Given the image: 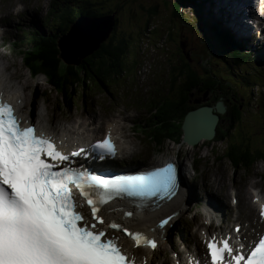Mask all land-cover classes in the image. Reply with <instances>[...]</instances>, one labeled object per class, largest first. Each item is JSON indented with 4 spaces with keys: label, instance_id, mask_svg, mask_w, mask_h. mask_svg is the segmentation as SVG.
<instances>
[{
    "label": "rangeland",
    "instance_id": "1",
    "mask_svg": "<svg viewBox=\"0 0 264 264\" xmlns=\"http://www.w3.org/2000/svg\"><path fill=\"white\" fill-rule=\"evenodd\" d=\"M41 1L0 0V53L4 57L5 63H7L8 71L18 73V79L28 88L24 89L22 93L26 95L27 107L30 113H36L38 108L44 109L46 117L52 125H55V123L66 125L64 121L69 119L70 122L96 120L98 126H100V130L97 131L98 136H101L104 131V122L111 117L120 115L123 118H127V120L134 121L139 113L145 112V102L150 103L152 97L158 99V97L167 95L172 69L176 72L175 69L184 60V54L179 46V42L182 41V44L185 45L184 51L189 53L188 56L191 59L193 69L201 74L204 71L203 67H208L209 70L211 69V73L214 71L219 75L221 74L225 81L219 77H216V79L221 80L225 93L231 91L235 94V99H232L231 96L225 98V104L230 99L234 106L241 100L242 119L235 125L232 138L241 139L243 135L244 138L250 141L252 149L264 147V107L261 102L262 100L264 103V61L262 63L257 62L254 59V55L250 54L249 61L241 67H237L232 63L229 53H225V58H222L219 50L214 49V46L217 47L218 41L209 26L211 22L204 24L196 20L200 16L198 15L199 6L191 8L192 10L190 7H184L180 16L177 17L171 14L173 1L165 0L169 3L170 8L168 11L161 0H76L79 1L77 4L82 6L93 4L91 7L96 11L105 13L111 9L115 10L114 15L117 16L115 36L117 40L124 39L130 46L126 56L124 76L119 78L121 85L116 90L112 88V81H109L111 84L110 94L94 86H92V89L95 91L89 90L84 91V93H82L81 88H78V92L72 98L75 99L78 93L80 96L84 94V97L78 98L79 104L77 106L70 102L69 107H66L65 103L68 102L66 98L55 94L42 76L32 78L29 75L16 53V46L14 48L12 46L13 40L22 38L24 32L29 33L23 27H26L32 17L35 20L31 23L39 29L44 24L46 28L52 30V27H58L57 22H60L61 25L64 23L62 17L56 16L52 8L57 3L58 9L60 0H46V8H40ZM243 1L250 2L251 0ZM154 5L160 7L161 12L149 19V9ZM203 7L205 8L204 5ZM200 14L207 20L203 12H200ZM69 18L71 17L67 19L69 20ZM146 20L149 22V27L140 35V25ZM155 25L160 31L159 34L153 28ZM17 27L20 30H17ZM15 43L18 44L19 41ZM248 44L253 51L257 47V45L253 47L249 42ZM70 47L63 46L64 50H68ZM204 58L207 59V62L203 66L201 65V60ZM248 69L250 74L247 73ZM260 69H262L263 73L260 72ZM177 82L186 83L184 77L177 79ZM177 82L173 86V94L178 90L179 84ZM113 93L117 96H114ZM201 94L202 92L194 89L191 91L190 97H200ZM110 95H112L111 98L114 101L109 104ZM217 95L219 94L208 92L206 96L204 92L203 99L211 103ZM203 99H200V101H203ZM150 104L152 106L156 105L154 102ZM113 109L115 110L114 112H112ZM152 112H156L154 107H152ZM122 122L123 126L126 125L128 127L130 125V123ZM230 124L231 117L227 121L223 120L219 126L223 129H228ZM136 132L143 147L141 148L138 139H133L132 142L141 149H137L132 157H128L124 161L125 165H134L136 162L149 165L172 157L181 166H186L184 171L182 168L180 169L182 171L180 178L185 180V185L189 187L190 205L183 211L176 222L174 221L172 228L164 237V241L171 237L176 245L182 247V244L189 243L187 235L191 236L193 232L198 235V228L195 227L196 223L205 225L209 222V220L204 218V205H209L213 208L216 201L224 202L228 206L227 210L223 206L213 209L222 210L223 213L230 215L231 185L236 192L237 189H240L245 195L250 186L249 197L252 195V188H259L264 192V161L257 162V166L254 168L249 166L248 169L242 167L241 169L238 167V169L222 158L225 142L209 140L207 141L208 143H204L202 140L193 148L188 146V149L185 142L174 143L167 141L164 144L165 146L157 149L147 144L149 141H147L143 132ZM221 177L224 179L219 180ZM209 178H211L210 181ZM209 193L215 196L211 198ZM196 195H202L201 197L206 201L199 202ZM238 195L237 193L239 201L238 211L241 217H247L248 213L242 207L240 200V197L243 198V196L240 194L241 196L239 197ZM206 207L209 208L208 206ZM212 208H209L211 213H213ZM235 215L236 211H234L231 218L234 219ZM231 220L225 223L213 220L212 226H218L221 223L227 226L228 223L227 227L231 228ZM246 224L247 222L243 220L242 228ZM186 226H188L187 229L185 228ZM189 228H191V231ZM248 231H252V229ZM176 235L179 236L176 237ZM139 250L141 251L142 249ZM169 252V249L158 248L154 254L153 264H166L164 260L171 255Z\"/></svg>",
    "mask_w": 264,
    "mask_h": 264
},
{
    "label": "snow or ice",
    "instance_id": "2",
    "mask_svg": "<svg viewBox=\"0 0 264 264\" xmlns=\"http://www.w3.org/2000/svg\"><path fill=\"white\" fill-rule=\"evenodd\" d=\"M87 151L65 153L43 130L22 126L15 107L0 93V264H136L118 238L97 228L104 223L101 207L118 197L171 198L178 187L177 167L168 162L145 173L104 178L72 166V158ZM90 151L100 159L115 156L111 131L90 145ZM73 189L86 202L91 219L81 211L85 205L77 202ZM260 216L264 218V203ZM108 227L122 231L135 247L157 248V242L142 233L116 222ZM206 243L210 264H264V235L247 251L243 244L233 249L228 239L218 241L215 236Z\"/></svg>",
    "mask_w": 264,
    "mask_h": 264
},
{
    "label": "trees",
    "instance_id": "3",
    "mask_svg": "<svg viewBox=\"0 0 264 264\" xmlns=\"http://www.w3.org/2000/svg\"><path fill=\"white\" fill-rule=\"evenodd\" d=\"M78 2L79 1L76 0H60L58 9L57 3L53 6L56 16L62 17V20L64 21L62 25L60 22H57L58 27H52V30L43 25L42 32H37V30L33 32L34 29L30 28L27 29L30 31L29 33L24 32L22 38L12 41V46L13 48L16 46V53L20 57V60L25 69H27L29 75L32 78L42 76L55 94H59L66 98L68 101L65 103L66 107H69L70 102H73V104L77 106L79 104L78 98L80 99L84 97V94H81L80 96L78 93L75 99L72 98V96L78 92V88H81L82 93H84V91L92 90V86H94L103 89L110 94L109 91L111 90V84L109 81H112V88L113 90H116V88L121 85L119 78L124 76L126 56L128 54V47L130 46V44L127 41H124V39L117 40L115 36L117 16H114V27L110 31L108 37L100 43L98 48L71 62L60 57V51L62 49L59 40L65 35L69 28V21H74V19L79 16L97 17L104 13L102 11L93 10L91 7L93 4H85L82 6L78 5ZM161 2L165 4L164 7L169 11V3L165 0H161ZM172 6L173 9L171 10V14L178 17L184 7L193 8L199 6V2L198 0H176L175 3H172ZM71 12H74V15H71ZM114 12L115 10H108L105 14H114ZM160 12V7L157 5L152 6L148 12L149 19L152 18V16L160 14ZM66 17L71 18L68 20ZM34 20L33 17L31 21ZM196 20L204 24L209 23V20H205L202 15L198 16ZM148 25L149 22L147 20L140 25V35L147 27H149ZM194 26L198 28L195 24ZM211 26L215 35H218L219 37V45H217V47L214 46V49L219 50L222 58H225V53H229L232 63L237 67L246 64L250 59V54L254 55V59L257 62H260V59H263L264 61V55L262 54L264 47L262 45L259 44L254 51H250L251 47L248 44V41L241 40L234 44L230 32H227V38L224 39L219 34L220 32L216 29L215 24H212ZM153 28L155 32L159 34L160 31L158 30L157 25ZM16 41H19V43L16 44ZM180 48L184 54V60L175 69L176 72L172 69V76L169 80L170 85L167 95L165 94L163 97H158V99L152 97L150 103L154 102L156 105H150L151 108L154 107L156 109V112H152L148 117H142L139 123H136V128L143 132L149 139V143L147 144L157 149H161L165 146L164 144L167 141L181 143V123L183 118L189 110L199 106V104H196L195 100H199L200 98L190 97V93L194 89L202 92L201 96H203V93L206 90H209L211 93H218L219 95L216 96L215 100L209 104L215 103L220 98H222L223 101H226L225 98H228V96H231L232 99L236 98L231 91L225 93V89L222 87L221 82V80H225L221 74L220 77L222 79L218 80L208 67H203L204 71L201 74L195 71L191 67L192 64L190 61L185 57L186 51L183 52L184 49L182 47ZM206 62L207 59L206 61L201 60V65H206ZM247 73L250 74L249 70H247ZM181 77H184L186 83L181 82L180 84V82H177V79ZM175 82L180 84V86L178 85L177 92L173 94L172 91ZM111 97L112 95H110L109 104L114 101ZM227 101V112L225 114L227 115V118H225L224 115H219V124L223 120H229L231 117L230 128L223 129L218 125L216 128V136L212 141L225 142L222 158L230 162L232 166L237 168L240 167V169L241 167L248 169L249 166L254 168V166H252L253 164H256L259 161H264V148L252 149L250 147V141H248L247 138H244L243 135L241 139L232 138L235 125L242 119V102L240 100L233 106L230 99ZM261 102L264 107L262 100Z\"/></svg>",
    "mask_w": 264,
    "mask_h": 264
},
{
    "label": "bare ground",
    "instance_id": "4",
    "mask_svg": "<svg viewBox=\"0 0 264 264\" xmlns=\"http://www.w3.org/2000/svg\"><path fill=\"white\" fill-rule=\"evenodd\" d=\"M198 2H199V13H198V15L201 16L200 12L204 13L206 10L203 7V1L200 2L198 0ZM240 3H241V0H240ZM81 8H83V7H81ZM251 9L253 11L255 10L253 7H251ZM111 10H113V9H111ZM104 15H105V13H103L99 16L103 17ZM109 15L113 16V21H114L115 15L113 13H110ZM213 16L216 20H220L219 14H213ZM238 17L240 19L244 18V17H241L239 15H238ZM235 29H238V27H236ZM84 37H88V36H84ZM206 39L211 40L210 38H206ZM72 41H73V43L71 44L70 49H68V50L62 49L63 51H66V54L63 55V58L68 62L74 61L76 58L80 57L81 54L86 52V50L91 47V40H89V39H80L77 41H74V40H72ZM183 52H184V50H183ZM203 60L206 61V58H204ZM262 62H263V60L260 59V63H262ZM191 67L193 68V66H191ZM260 72L263 73L262 69H260ZM212 74H214L216 77H219L220 79H222L220 77V75L217 74L216 72L213 71ZM238 85H240V84H238ZM24 89H28V88H26V85H24L18 79V73H11L10 71H8L7 63H5L4 57L0 53V90L8 98H19L22 101V105H19V112L21 113V115L25 114L26 103H27L26 95H23V93H22L24 91ZM92 90H94V89H92ZM113 95L117 96L115 93H113ZM44 111L42 109L37 110L35 115L33 116V120L37 121L39 123L42 130H48L49 127L51 126V132L55 135H58V137L61 140L66 142L68 144L69 148L73 146V142L78 141V140L93 141L95 139L100 138L98 136L99 134L94 133V131H96V127L98 126V122H96V120H93L92 122H89L88 124H85L84 122L74 121V122L67 123L66 125L56 124V123H55V125H51L50 121L47 119L46 113ZM221 115L223 116L224 114H221ZM224 117L227 118V115H224ZM119 121H120L119 118L106 121V123H105L106 128L105 129H111L112 130L113 134L115 135V137L117 138V140L120 144V153L122 154L123 151H124V153H126L128 151L127 148H130L131 143L129 145L128 142H124V146H122V144L120 143V138H122L124 136L121 135V128L119 127ZM90 126H94L93 132L87 130L86 127H90ZM104 132H103V134H104ZM146 139H147V141H149V139L147 137H146ZM186 146L189 149L188 146L193 148L195 145L193 146V145H189L186 143ZM263 148L264 147H262L261 149H263ZM163 161L164 160L153 163V164H149L145 167H149V166L156 165V164H161ZM105 163L111 164V162H109V161H105ZM252 166L256 167L257 165L253 164ZM124 167H125V164L123 162H119L116 164V168L114 170L119 171L120 169H124ZM177 167L179 170L182 168L183 171L186 169V166H184V165L181 166L180 164H178ZM99 168L104 170V168H105L104 164H101L99 166ZM92 173L99 174V175L104 174V172H92ZM180 173L182 176L181 170H180ZM212 175H214V174H212ZM222 178L223 177L219 178V180ZM210 179L211 178H209V181H210ZM224 182H226V181H224ZM249 187L247 189L246 195L240 189H237V193L239 194L238 195L239 197L241 195L243 196V198L240 197L242 207L247 211L248 214H252V212H253L252 198L257 194V192L261 193V190L254 189L251 197H249V191H250ZM252 187H254V186H252ZM223 190L225 191V189H223ZM188 191H189V187L185 185V180H182L180 186L176 190V194L174 196H172L169 201H161L160 205L155 206L154 209H152V207H149L148 209H146L144 211L139 210V209L134 210V211L131 210L132 215L130 217H124L123 216L122 207L127 206L128 204L126 202H119L116 199H113L112 201L107 203L109 205H107L103 208L102 214L104 215L105 220H104V223L100 227L107 230V228L105 226L107 225L108 218H110V217L115 218L116 220L123 222L126 226H128L132 230L147 231L150 235L159 238L160 239V243L158 244L159 249L163 248V249H167V250L168 249L173 250L177 255V259L179 260V263L188 264V262L192 261L195 264V261L203 262L205 260L204 253L202 251V250H204V247L199 244L200 237L197 234H195L194 232L191 236L187 235V241L189 243H191V245L188 247H181L180 245H176L174 243V239L171 237L166 239L164 242L162 241V238L165 235H167L168 232L170 231V229L172 228V226H173L172 224L174 223V221L176 222V220L182 215L183 211L190 205V202H189L190 197H189ZM210 195H211L210 196L211 198L215 196L214 194H210ZM201 196L196 195L197 200L199 202H205L206 200L203 199ZM235 196H236V193H235ZM104 205H106V204H104ZM206 206H208L209 208H212V206L204 205V211H205L204 218L206 220H210V221L218 220L219 222L225 223V222H228L232 219L230 215L213 209V208L218 209L221 206H224L227 208V206L224 204V202L220 203L219 201H216V204L212 208L213 213H211L210 209L207 208ZM170 213H176V215H174L170 219L169 223L165 227L158 228L155 225L157 219L163 215L165 217V216L169 215ZM238 223L239 222L236 219V221L233 225L238 224ZM260 223H261V221L258 220L257 217H255L253 227L256 228ZM174 226H176V225H174ZM227 226H228V223H227ZM227 226L223 227L222 231L227 233V234H231L232 230L230 227H227ZM187 227L188 226H186L185 228L187 229ZM189 229L191 231V228H189ZM200 229L207 230L208 225H202L200 227ZM107 235H108V233H107ZM178 236L179 235H176V237H178ZM243 236L252 237L253 233L251 231L242 230L238 234L240 242L242 241L240 238H242ZM116 237L118 238V240L122 241V243L124 244V247L126 249L132 250L134 252V254L137 255V251L131 248V242L128 241V237L124 236L122 232L119 233L118 235H116ZM141 249L142 250L140 252L142 254H144L149 261L153 258V254H155V252H157V250H158L157 249L156 251H154V253H152V251H149L147 248H141ZM138 258L140 259V257H138ZM153 262L154 261L152 260V263ZM164 262L166 264H174V260H173L171 255L168 256L167 258H165Z\"/></svg>",
    "mask_w": 264,
    "mask_h": 264
},
{
    "label": "water",
    "instance_id": "5",
    "mask_svg": "<svg viewBox=\"0 0 264 264\" xmlns=\"http://www.w3.org/2000/svg\"><path fill=\"white\" fill-rule=\"evenodd\" d=\"M167 1H173V3L176 2V0ZM113 27V16L109 14H105L103 17L97 16L91 18L79 16L72 24H70L65 35L59 40L60 47H62L61 49H64L63 46L65 45L68 48L73 43L72 40L77 41L80 39H89L91 40V47L81 54L80 57H82L98 48L100 43L108 37ZM181 47L185 48V45H182ZM64 54H66V51L61 50L60 57L63 58ZM225 111L226 107L222 100H218L213 106L203 104L188 111L181 124V141L194 146L202 140L211 141L214 139L216 127L220 121L219 115L224 114Z\"/></svg>",
    "mask_w": 264,
    "mask_h": 264
}]
</instances>
